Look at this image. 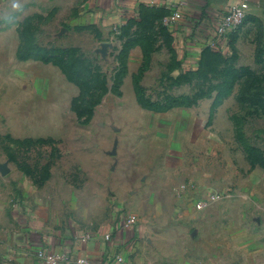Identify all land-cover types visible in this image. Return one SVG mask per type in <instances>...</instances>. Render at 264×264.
Wrapping results in <instances>:
<instances>
[{
  "label": "crops",
  "instance_id": "1",
  "mask_svg": "<svg viewBox=\"0 0 264 264\" xmlns=\"http://www.w3.org/2000/svg\"><path fill=\"white\" fill-rule=\"evenodd\" d=\"M238 1L187 0L171 29L196 55L213 41L215 18ZM247 1L248 13H264V0ZM178 5L82 0L81 8L110 27L142 9L170 14ZM45 72H19L0 90V134L44 130L64 139L42 183L18 179L0 191V264H44L40 248L92 264L112 263L116 255L129 264H264V171L233 166L226 150L224 166L208 167V119L188 107L148 120L91 119L98 128L72 141L64 120L43 114L56 80L54 71ZM129 215L136 222L124 228Z\"/></svg>",
  "mask_w": 264,
  "mask_h": 264
},
{
  "label": "rangeland",
  "instance_id": "2",
  "mask_svg": "<svg viewBox=\"0 0 264 264\" xmlns=\"http://www.w3.org/2000/svg\"><path fill=\"white\" fill-rule=\"evenodd\" d=\"M81 3L0 0V90L19 72L54 71L52 106L43 114L64 120L72 141L98 128L91 119L148 120L195 108L210 121L208 167L224 166L226 150L233 166L264 171V13H248L224 47L193 55L177 40L165 9H142L105 27ZM42 83L49 85L47 78ZM1 134L0 165L8 172L0 171V191L18 179L42 183L64 139L44 130Z\"/></svg>",
  "mask_w": 264,
  "mask_h": 264
},
{
  "label": "built area",
  "instance_id": "3",
  "mask_svg": "<svg viewBox=\"0 0 264 264\" xmlns=\"http://www.w3.org/2000/svg\"><path fill=\"white\" fill-rule=\"evenodd\" d=\"M187 0H179V7L175 8L169 15L168 20L170 23L178 21L182 18L181 7L186 5ZM249 11V3L247 0H240L230 7V9L223 14H219L214 21V38L210 43V46H219L227 43L228 37L231 33L236 32L243 24L246 15ZM197 208H202L201 204H197ZM136 222L134 215L127 216L123 223L124 228L131 227ZM106 238H109L106 235ZM37 257L44 264H92L87 258L78 257L74 260H70L66 255L62 253L50 252L45 248L38 249L36 253ZM106 264H129L121 255H116L113 262Z\"/></svg>",
  "mask_w": 264,
  "mask_h": 264
},
{
  "label": "water",
  "instance_id": "4",
  "mask_svg": "<svg viewBox=\"0 0 264 264\" xmlns=\"http://www.w3.org/2000/svg\"><path fill=\"white\" fill-rule=\"evenodd\" d=\"M0 171H1L2 173H6V172H8V168H7V166H6L5 164L0 165Z\"/></svg>",
  "mask_w": 264,
  "mask_h": 264
},
{
  "label": "trees",
  "instance_id": "5",
  "mask_svg": "<svg viewBox=\"0 0 264 264\" xmlns=\"http://www.w3.org/2000/svg\"><path fill=\"white\" fill-rule=\"evenodd\" d=\"M234 33H235V32L231 33V34L229 35L228 39H230V38L233 36Z\"/></svg>",
  "mask_w": 264,
  "mask_h": 264
}]
</instances>
